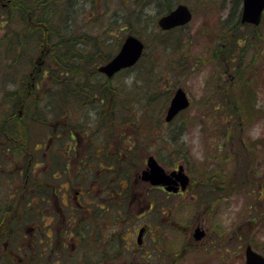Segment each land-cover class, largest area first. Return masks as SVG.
<instances>
[{
	"label": "rangeland",
	"instance_id": "obj_1",
	"mask_svg": "<svg viewBox=\"0 0 264 264\" xmlns=\"http://www.w3.org/2000/svg\"><path fill=\"white\" fill-rule=\"evenodd\" d=\"M7 1L0 0L10 6L8 12L0 8V88L31 72L32 51L39 45L23 41L18 48L17 40L30 32L23 30V18L28 16L13 8V0ZM46 1L54 9L50 13L54 25L63 26L68 38L80 43L73 49L76 56H68L66 64L55 65L53 58L43 56L37 67L39 90L32 93L34 100L25 105L21 120L8 123L9 116L19 115L15 100L22 95H14L10 87L8 94L0 93V126L16 128L12 135L20 136L11 145L3 138L10 153L32 152L35 142L45 141L52 142V151L65 150L66 141L55 137L65 136L62 130L69 125L80 137L92 135L96 147L101 144L97 138L104 141L105 136L120 137L126 131L137 142L136 120L119 127L120 101H126L131 110L122 116L145 117L147 125L138 140L145 155L142 168L149 155L167 171L183 165L196 184L202 223L213 235L214 230L228 236L226 245L218 241L187 250L179 264H245L248 245L264 255V13L258 27L232 28L243 9L242 2L235 5V0H76L78 5L67 10L70 0L41 2ZM179 4L190 8L192 21L162 31L159 19ZM62 9L68 16L60 17ZM131 34L144 42L143 58L133 69L106 78L99 67L119 52ZM179 88L186 92L190 106L166 123V110ZM67 92L73 95L57 103V96ZM147 104L145 113L137 112ZM59 108L66 113L63 124ZM112 116L117 117L113 122ZM176 152L184 158L173 160ZM78 165L73 163L75 169ZM204 181L217 190L214 198L202 194L207 187L199 183ZM191 195L182 210L187 221L195 219L198 209L191 207ZM202 197L214 202L210 209ZM177 236L181 242L185 234L169 238ZM27 257L32 259L33 252ZM1 260L13 264L5 257Z\"/></svg>",
	"mask_w": 264,
	"mask_h": 264
},
{
	"label": "flooded vegetation",
	"instance_id": "obj_2",
	"mask_svg": "<svg viewBox=\"0 0 264 264\" xmlns=\"http://www.w3.org/2000/svg\"><path fill=\"white\" fill-rule=\"evenodd\" d=\"M30 2L38 5L37 0ZM9 7L0 4L3 12H8ZM27 14L28 18H23V30H32L37 37L39 12L34 9ZM39 65L40 58L33 60L29 74L0 88L8 94L10 87L14 95H22L15 100L19 111L34 100L32 89L38 87ZM66 130L65 138L55 137L66 141L68 158L63 162L57 158L64 150L58 147L52 151V142L47 141L35 142L29 153H10L11 147L7 148L3 140L9 141L8 133L0 130V260L5 257L18 264H179L184 252L193 247L216 245L218 241L227 244L226 232L220 235L213 230L215 237L202 223L194 192L196 184L187 172L186 189L180 182L174 184L175 190L143 180L136 183L135 179L121 186L109 183L105 174L110 168L104 157L112 160L115 171L119 142L97 138L101 144L96 147L92 135L80 137L72 125ZM45 147L48 151L41 153ZM76 162L79 165L75 169ZM177 169L178 165L167 172ZM208 182L199 183L207 187L202 189V194L214 198L217 190L210 188ZM188 195H191L188 199L191 207H198L192 221L182 216ZM202 202L206 209L214 204L211 200ZM180 233L188 237L181 242L178 236L169 238ZM24 236L27 238L20 242ZM18 245L30 246L33 258L29 259L21 247L16 249ZM3 263L1 260L0 264Z\"/></svg>",
	"mask_w": 264,
	"mask_h": 264
},
{
	"label": "water",
	"instance_id": "obj_3",
	"mask_svg": "<svg viewBox=\"0 0 264 264\" xmlns=\"http://www.w3.org/2000/svg\"><path fill=\"white\" fill-rule=\"evenodd\" d=\"M264 12V0H243L242 23L258 26L261 23ZM193 19V13L187 5L179 4L169 14L162 16L158 25L162 30L168 31L176 27L185 26ZM144 43L134 35H129L120 52L106 65L99 68L100 72L112 78L117 72L134 66L142 57ZM190 106V101L184 89L179 88L174 93L170 105L166 112V121L171 122L180 112ZM143 181L150 182L152 185L167 186L168 190H175L174 184L181 183L186 189L189 177L184 173V167L179 166L178 171L168 174L159 164L154 156H149L147 168L142 171ZM245 264H264V256L256 252L252 246L248 245L245 249Z\"/></svg>",
	"mask_w": 264,
	"mask_h": 264
},
{
	"label": "trees",
	"instance_id": "obj_4",
	"mask_svg": "<svg viewBox=\"0 0 264 264\" xmlns=\"http://www.w3.org/2000/svg\"><path fill=\"white\" fill-rule=\"evenodd\" d=\"M38 1V5L44 6L46 5V2H41L43 0H37ZM242 0H235V5L241 4ZM13 8H18L17 6H13ZM239 8L235 6V12L237 14V10ZM240 12L241 9L238 10V19L236 20V23L232 26V28H238L244 24L241 23V19H240ZM46 15L45 14H41L40 15V25L44 24L46 21ZM224 24H228V20H226L224 22ZM248 26V25H246ZM27 31V30H25ZM40 33H38V37L37 39L34 37V33L33 32H27L24 38H19L17 40V46L21 45L23 41H25L26 43L32 40V43H38L39 46H41L42 49V56H46V53L48 51V49H53V51L55 52V58L59 59L60 65L61 64H66L70 61L65 60L68 56L73 57L76 56V52L72 49V50H68L67 53L64 51V49H66L65 44V40L61 39L62 36H60L62 34V31L59 30L58 26L56 25H52L47 31H44L43 29H41L39 31ZM29 33H31L33 36H29ZM161 34V31L160 33ZM70 48V47H68ZM109 57H106L105 60H109ZM81 66V65H80ZM72 67V66H71ZM70 67V68H71ZM74 70V69H73ZM62 105V104H60ZM120 107L121 109L120 111V121H121V125H119L120 128H124V124L129 122V121H135L136 125H134V127L136 128L137 132V139L141 140L140 138L143 137V133L147 132V125L143 122V119L145 117H137V118H133V117H128V116H122V113L125 112H129L130 110L128 109V107L126 105L127 102L126 101H120ZM147 105H143L142 109H138V111H142V112H146L147 111ZM59 114L61 117V123L63 124V122L65 121L64 118L66 117V113L65 110L63 108H59ZM14 116V115H13ZM13 116H9V120H12V118H14ZM115 118L117 117H110V121L113 122V120H115ZM21 119H17L16 121H19ZM34 120H36L34 118ZM39 120H41L39 118ZM124 122V123H123ZM8 123H11L8 122ZM40 123V122H39ZM155 127V126H154ZM125 128L127 129L128 127L125 126ZM3 130L4 133H8V138H9V144H11V140H16L18 139L17 135H12V134H16V128L12 130V128L8 127L7 124L5 125H1L0 126V130ZM10 131V132H9ZM2 132V131H1ZM151 131H149L148 129V135H150ZM62 134H64L65 136L67 135V130H62ZM65 136H63L65 138ZM56 137H61V135H56ZM177 138V137H175ZM105 140H111V141H118L119 142V152L120 155L117 156L114 160L115 162V171L112 169L113 166H111L113 164L112 160H110V158L108 156L105 155L104 157V162L106 163V165L110 168V170H108L105 174V179L107 182L109 183H115L117 185H124L126 183H130L132 182L134 179V182L139 183L140 182V171L142 168V165L145 161V155L144 153H142V149L141 146L138 145V140L136 141H131L130 137L127 136V131L122 134L120 137L118 136H105ZM173 141V140H172ZM43 142V141H42ZM46 142V141H45ZM175 142V141H174ZM37 143V142H36ZM34 144V143H33ZM129 144V145H128ZM124 145V146H123ZM33 149L34 146L32 145ZM68 149L65 146V150H64V154L57 158L58 162H63L65 158H68ZM179 152L173 153L174 157L175 155H177ZM129 156H131V158H129ZM63 157V159H62ZM13 264H18L16 261H11Z\"/></svg>",
	"mask_w": 264,
	"mask_h": 264
},
{
	"label": "bare ground",
	"instance_id": "obj_5",
	"mask_svg": "<svg viewBox=\"0 0 264 264\" xmlns=\"http://www.w3.org/2000/svg\"><path fill=\"white\" fill-rule=\"evenodd\" d=\"M14 1V3H15V6H17L18 8L17 9H19V11L21 12V14L24 16H28V12L30 11L31 13H33V10L34 9H36V12H39V15H41L42 13L43 14H45L46 15V22L44 23V24H42V25H40V30L41 29H43L44 31H47L52 25H54V23H53V19L51 18V16H50V13L51 12H53L54 11V9L52 8V7H50V6H47V5H44V6H41V5H32V3L29 1V0H13ZM77 1L76 0H70L69 2H68V6H66V10H67V8L68 7H70V8H73V6H75V4L76 5H78L77 3H76ZM48 8H50V10L48 9ZM22 9H25V10H22ZM53 10V11H52ZM48 11H49V13H48ZM66 14V12H65V9H62V11H61V14H60V17H63L64 15ZM67 16H68V14H66ZM240 19L242 20V13H240ZM66 27V26H65ZM71 27V26H70ZM59 28V30L60 31H62V34L60 35V36H62V38L61 39H64L65 40V43H62V44H65V47H66V49H64V51L67 53V51L69 50H72V49H74L80 42L78 41V42H76V39H71V38H68V36H67V34L65 33V30H64V27L63 26H61V27H58ZM39 30V31H40ZM30 32H33L34 33V31H32V30H30ZM79 40H80V37H79ZM76 42V43H75ZM40 46H38V47H35L34 48V50L32 51V55H31V62L33 61V60H38L39 58H40V56H41V52H42V49H41V47L39 48ZM68 47H70V48H68ZM39 56V57H38ZM34 57L36 58V59H34ZM46 57L47 58H53L54 60H55V65H57V64H59L60 65V62H59V59H56L55 58V52L53 51V49H48V52H47V54H46ZM27 89V88H26ZM24 90V91H28V90ZM39 90V88L38 87H35L34 89H32V91L33 92H37ZM0 93H2V94H4V91H2L1 89H0ZM73 95V94H72ZM71 93H62V94H60V95H58L57 96V98H56V101H57V103H59L61 100L63 101V102H66V97L67 98H70L71 96ZM60 97H62L60 100H57L58 98H60ZM5 102V101H4ZM51 105H52V103H50ZM6 105H8V101H7V103H5V105H4V107H6ZM23 113H24V111H22V110H20L19 111V115L18 114H15L13 117L14 118H12V120H9V122L10 121H13V120H17V119H21L23 116ZM184 154V153H183ZM180 158H184V157H182V154L179 152L174 158H173V160H179ZM160 164V163H159ZM161 165V164H160ZM185 237H186V235H185ZM184 237V238H185ZM27 238V236H24V237H22L21 239H20V242H22L23 240H25ZM183 238V239H184ZM19 247H21L23 250H24V252H25V254L26 255H28V253H32L33 252V249L30 247V246H17V248L16 249H19ZM19 254L21 255V256H24V254H23V252H19Z\"/></svg>",
	"mask_w": 264,
	"mask_h": 264
}]
</instances>
